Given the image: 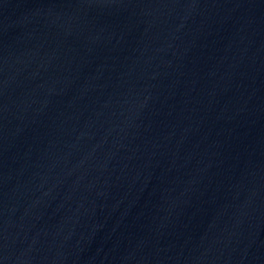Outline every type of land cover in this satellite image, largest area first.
I'll return each instance as SVG.
<instances>
[{"label": "water", "instance_id": "1", "mask_svg": "<svg viewBox=\"0 0 264 264\" xmlns=\"http://www.w3.org/2000/svg\"><path fill=\"white\" fill-rule=\"evenodd\" d=\"M0 264H264V0H0Z\"/></svg>", "mask_w": 264, "mask_h": 264}]
</instances>
